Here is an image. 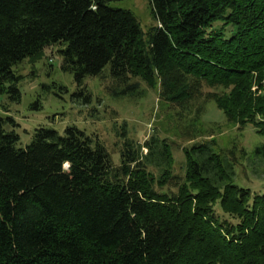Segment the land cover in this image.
Instances as JSON below:
<instances>
[{"label": "trees", "instance_id": "obj_1", "mask_svg": "<svg viewBox=\"0 0 264 264\" xmlns=\"http://www.w3.org/2000/svg\"><path fill=\"white\" fill-rule=\"evenodd\" d=\"M112 1L0 0V94L19 101L14 66L57 46L84 103V79L109 65L115 96L143 81L183 111L212 100L263 137L253 153L264 161V0H150L158 25L148 36ZM4 111L0 264H264V190L235 182L215 140L185 146L178 173L172 143L156 132L126 136L115 164L74 124L36 127L17 147L18 124Z\"/></svg>", "mask_w": 264, "mask_h": 264}, {"label": "rangeland", "instance_id": "obj_2", "mask_svg": "<svg viewBox=\"0 0 264 264\" xmlns=\"http://www.w3.org/2000/svg\"><path fill=\"white\" fill-rule=\"evenodd\" d=\"M111 5L131 9L145 36L158 25L150 0H117ZM57 48L49 47L42 58L27 57L14 66L21 76L17 81L21 92L19 101L0 94V113L6 114L4 108H8V114L18 124L15 127L20 135L17 147L31 142L36 127L54 128L64 133L66 126L74 124L99 138L114 163L119 164L126 136L143 142L156 132L172 143L175 171L183 173V148L213 139L216 150L234 162L235 182L256 192L264 190V161L253 153L263 137L251 125L239 128L227 121L223 112L205 96L194 101L189 111L169 106L160 98L158 87L151 88L143 81L135 95L115 96L111 89L116 87V82L110 76L109 65L101 75L84 79L83 86L92 95L91 100L84 103L82 96L75 95L82 86L73 73L61 69L62 59ZM210 90L206 87L204 93ZM193 119L195 123L190 125Z\"/></svg>", "mask_w": 264, "mask_h": 264}]
</instances>
